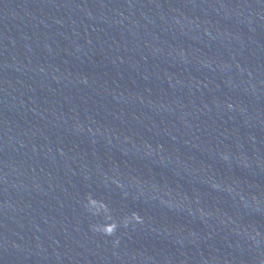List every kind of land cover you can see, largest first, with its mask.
I'll use <instances>...</instances> for the list:
<instances>
[{"label": "water", "instance_id": "water-1", "mask_svg": "<svg viewBox=\"0 0 264 264\" xmlns=\"http://www.w3.org/2000/svg\"><path fill=\"white\" fill-rule=\"evenodd\" d=\"M0 264H264V0H0Z\"/></svg>", "mask_w": 264, "mask_h": 264}]
</instances>
